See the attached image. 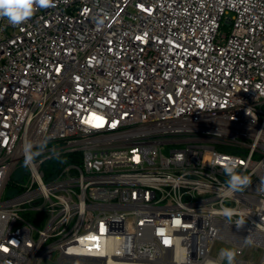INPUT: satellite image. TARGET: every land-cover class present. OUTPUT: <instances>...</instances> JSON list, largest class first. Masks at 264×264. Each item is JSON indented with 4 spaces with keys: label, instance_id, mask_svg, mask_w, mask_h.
<instances>
[{
    "label": "built area",
    "instance_id": "2783aa9c",
    "mask_svg": "<svg viewBox=\"0 0 264 264\" xmlns=\"http://www.w3.org/2000/svg\"><path fill=\"white\" fill-rule=\"evenodd\" d=\"M33 8L0 18V264H264V0Z\"/></svg>",
    "mask_w": 264,
    "mask_h": 264
},
{
    "label": "clouds",
    "instance_id": "9594fccd",
    "mask_svg": "<svg viewBox=\"0 0 264 264\" xmlns=\"http://www.w3.org/2000/svg\"><path fill=\"white\" fill-rule=\"evenodd\" d=\"M53 0H0V18H6L8 23L13 27L19 26L26 22L35 8H48L52 6ZM43 142L27 141L22 145L21 154L24 158V167L30 168L36 163L37 157H39L45 149ZM239 162L235 158H227L225 160V166L223 171L227 176L226 180V192L236 193L244 190L251 184V178L242 172L237 171L239 168ZM264 184V181H262ZM234 209L229 207H222L221 214L227 221L231 222ZM244 214L240 213V218L235 221L236 227L239 229L245 224L243 218ZM247 243H251L249 236L244 238ZM237 252L231 248H223L220 250V257L227 261V264H234Z\"/></svg>",
    "mask_w": 264,
    "mask_h": 264
},
{
    "label": "rangeland",
    "instance_id": "374dc122",
    "mask_svg": "<svg viewBox=\"0 0 264 264\" xmlns=\"http://www.w3.org/2000/svg\"><path fill=\"white\" fill-rule=\"evenodd\" d=\"M164 146H165L164 152H168V150H169L173 145H171V144H169V145H168V144H165ZM12 189H13V186H12V185H8V187H7L6 190H5V194H6V195H7V194H10L11 191H12ZM45 219H46V213H44V212L39 213V220H40L41 222H44ZM223 248H231V249L235 250V248L232 247L231 245L227 244V243L224 242V241H221L220 239H217V240H215V242H214V244H213V248H212V250H211V254L214 255V256H216V255L218 254V252H219L221 249H223ZM260 253H261V251H259V252L255 251L254 246H253V245H250V246L248 247V249H247L246 257H247V258H251V257L253 256L256 260H258L259 257H260ZM236 258H237V255H236L235 259H236ZM234 261H235V260H234ZM223 263H224V264H227V261H226V260H223Z\"/></svg>",
    "mask_w": 264,
    "mask_h": 264
}]
</instances>
